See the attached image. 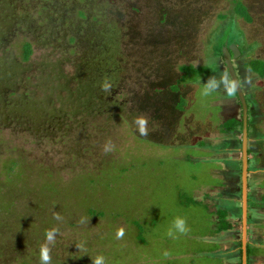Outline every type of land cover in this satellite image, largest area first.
Returning a JSON list of instances; mask_svg holds the SVG:
<instances>
[{"label": "rangeland", "instance_id": "374dc122", "mask_svg": "<svg viewBox=\"0 0 264 264\" xmlns=\"http://www.w3.org/2000/svg\"><path fill=\"white\" fill-rule=\"evenodd\" d=\"M240 2L248 18L238 14ZM99 3L106 12L101 33L117 57L127 55L131 72L125 75L123 63L121 116L83 115L88 93H59L53 72L46 75L51 95L36 93L15 116L4 110L0 156L11 152L24 169L14 180L12 163L0 165V188L17 202L8 206L0 195V205L8 206L0 211V264H41L45 245L49 264H94L98 257L103 264H217L219 223L204 206V188L216 185L213 172L222 163L204 144L211 131L227 126L216 103L226 80L217 58L227 43L237 44L241 86L264 108V81L247 85L239 66L264 60V0ZM77 14L87 16L82 9ZM186 68L189 76L181 78ZM138 118L146 119V134ZM50 123L59 126L44 128ZM233 135L224 137L227 149L234 148ZM251 210L249 194V229ZM49 231L54 242L47 241Z\"/></svg>", "mask_w": 264, "mask_h": 264}, {"label": "flooded vegetation", "instance_id": "af4514ba", "mask_svg": "<svg viewBox=\"0 0 264 264\" xmlns=\"http://www.w3.org/2000/svg\"><path fill=\"white\" fill-rule=\"evenodd\" d=\"M99 1L101 0H85L83 4L79 0H0L1 121L6 120V117L2 115L6 108L15 116V111L20 112L23 106L33 104L36 93L50 92L49 95H51L55 89L54 86L49 89L47 84L50 82V77L46 75L50 72L54 73V80L59 82V85H56L59 93L71 89L88 93L87 105L82 109L83 115L121 116L120 105L126 97L119 79L125 69V75L128 77L131 72L125 63L127 55L123 59L117 57L119 52L115 50L116 47L111 49L108 45L109 35L101 33L106 21V12L101 10ZM77 9L84 10L87 16L80 18ZM30 71L34 73L31 74ZM241 121L243 126V111ZM57 126L59 125L56 123H50L44 128L56 129ZM5 153L6 155L0 156V165L6 168L11 162L9 177L15 180L14 172L24 167L11 152ZM7 187L10 188L12 185L9 187L7 184ZM5 189L7 190L6 186L0 188V195L6 197L8 206H12L14 201L9 200L7 197L9 193H4ZM8 206L1 204L0 211ZM231 223L234 226L232 221ZM240 225L239 247L242 264V212ZM250 245L248 238V264L251 254ZM24 257L25 255L22 258L17 257L16 261Z\"/></svg>", "mask_w": 264, "mask_h": 264}, {"label": "crops", "instance_id": "0c3cea01", "mask_svg": "<svg viewBox=\"0 0 264 264\" xmlns=\"http://www.w3.org/2000/svg\"><path fill=\"white\" fill-rule=\"evenodd\" d=\"M263 59V58H251ZM219 63H223V58H217ZM249 61L240 62V74L246 82L253 86L254 84L264 81V76L252 71L247 67ZM205 60L199 62L200 65H208ZM198 64V65H199ZM199 65V66H200ZM221 75L226 80L223 85V101L218 99L216 103L220 106L221 119L220 123L224 124L230 119L242 120V104L238 93L234 87L231 77L225 70L226 65L221 64ZM230 77V78H227ZM239 77V76H238ZM245 96L248 102V152H249V179L252 177V187L249 185L252 200V225L249 229V240L252 251L249 257V264H264V108L255 100L254 94ZM233 132L234 148L227 149L224 137ZM242 132L243 126L239 124L234 130H227L225 127L209 133L206 150H214L215 158L221 159L220 167L214 171L213 176L217 178L216 185L204 188L206 201L213 220L219 223V210L227 212V218L234 223V226L227 230L218 231L214 229V242L216 248L215 258L217 264H241L240 251V228L239 221L242 212L241 205V188H242ZM231 151V155L229 153ZM225 157H223V155ZM252 158V163L250 159ZM225 159V161H224ZM228 160V161H226ZM230 162V163H228ZM208 209V208H207ZM241 226V225H240Z\"/></svg>", "mask_w": 264, "mask_h": 264}, {"label": "water", "instance_id": "95a60500", "mask_svg": "<svg viewBox=\"0 0 264 264\" xmlns=\"http://www.w3.org/2000/svg\"><path fill=\"white\" fill-rule=\"evenodd\" d=\"M241 55L236 43L226 44L222 56L226 63L228 74L231 77L234 87L238 93L243 106V137H242V264H248V173H249V152H248V103L240 79L236 72L233 59Z\"/></svg>", "mask_w": 264, "mask_h": 264}, {"label": "trees", "instance_id": "16d2710c", "mask_svg": "<svg viewBox=\"0 0 264 264\" xmlns=\"http://www.w3.org/2000/svg\"><path fill=\"white\" fill-rule=\"evenodd\" d=\"M237 8H238L237 12L240 16L248 18V12L244 4H242L241 2L238 3ZM247 67L251 69L252 71L258 73L259 75L264 76V60L253 59L248 62ZM191 69L192 68L184 69L181 78L183 77L186 78L187 76H189V71ZM195 69H197L198 71L202 70V72L206 71L202 67H200L199 69L198 68H195ZM197 74H200V73H197ZM239 124H242L241 120L238 121L236 119H230L228 122H226V125H227L226 129L229 131L234 130ZM218 215H219L218 231L227 230L233 227L231 221L227 218V212L225 210H219ZM141 235L142 233L139 232L138 237H140Z\"/></svg>", "mask_w": 264, "mask_h": 264}, {"label": "clouds", "instance_id": "9594fccd", "mask_svg": "<svg viewBox=\"0 0 264 264\" xmlns=\"http://www.w3.org/2000/svg\"><path fill=\"white\" fill-rule=\"evenodd\" d=\"M136 122L140 126L139 127V131L142 134H146V131H147V129L145 127V125H146V119H144V118H138ZM176 226L178 228H180L181 231H183V221L182 220H177L176 221ZM117 236L118 237H122L123 236V230H119L117 232ZM46 237H47V241L48 242H54V233L52 231H49L48 233H46ZM50 259H51V257L49 255V248H48L47 245H45L41 249V255H40L41 264H49ZM94 264H103V257H98L94 261Z\"/></svg>", "mask_w": 264, "mask_h": 264}]
</instances>
